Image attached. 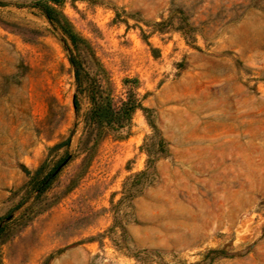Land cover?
Returning a JSON list of instances; mask_svg holds the SVG:
<instances>
[{"label":"rangeland","instance_id":"obj_1","mask_svg":"<svg viewBox=\"0 0 264 264\" xmlns=\"http://www.w3.org/2000/svg\"><path fill=\"white\" fill-rule=\"evenodd\" d=\"M37 1L116 109L142 104L129 125L83 136L89 97L77 117L69 41ZM21 201L4 264H264V0H0V216Z\"/></svg>","mask_w":264,"mask_h":264},{"label":"trees","instance_id":"obj_2","mask_svg":"<svg viewBox=\"0 0 264 264\" xmlns=\"http://www.w3.org/2000/svg\"><path fill=\"white\" fill-rule=\"evenodd\" d=\"M34 6L38 7L48 20L62 31L66 40L69 41L67 47L70 52L69 60L74 68L76 81V92L74 94L73 103L77 117L79 116L81 109V92L87 93L91 103L90 110L83 118V136H85V138L91 137L97 128H102L107 131V128H122L129 125L132 121L133 113L139 108L143 109L142 104L129 96L127 100L122 103L120 108L116 109L113 105L111 94H109L106 88L98 81V74L91 77L90 73L86 70L84 59L82 58V53L87 52L88 49L85 39L73 30L70 22L67 21L49 2L37 1L34 3ZM80 122V120H77L75 128L71 131L68 137L64 141L55 144L52 149L69 146L72 136ZM152 126L155 132H159L154 125ZM85 138H81L80 142L82 143ZM70 159L71 155L68 154L60 166L66 164ZM59 171L60 169L57 167L39 180H37L38 172L31 177L30 183L33 184L35 199L46 193L57 178ZM141 176H149V172L147 170L140 171L136 173L133 178ZM131 192L132 191H129L130 195ZM24 204L25 201H21L7 215L0 216V264H4L1 254L2 238L7 232L10 222L14 218V211L21 208Z\"/></svg>","mask_w":264,"mask_h":264},{"label":"water","instance_id":"obj_3","mask_svg":"<svg viewBox=\"0 0 264 264\" xmlns=\"http://www.w3.org/2000/svg\"><path fill=\"white\" fill-rule=\"evenodd\" d=\"M60 169V168H59Z\"/></svg>","mask_w":264,"mask_h":264}]
</instances>
